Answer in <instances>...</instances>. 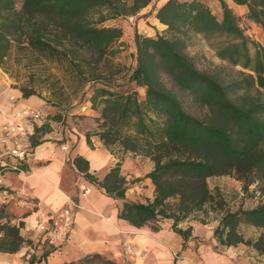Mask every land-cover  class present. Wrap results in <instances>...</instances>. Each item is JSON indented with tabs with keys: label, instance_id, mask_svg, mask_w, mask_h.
Masks as SVG:
<instances>
[{
	"label": "trees",
	"instance_id": "trees-1",
	"mask_svg": "<svg viewBox=\"0 0 264 264\" xmlns=\"http://www.w3.org/2000/svg\"><path fill=\"white\" fill-rule=\"evenodd\" d=\"M232 1L245 5V18L264 32V0ZM150 2L0 0V68L6 69L12 48L17 47L23 51L26 69L57 65L68 75L74 92L90 84L88 99L93 109L99 107L103 143L119 144L154 162L148 173L155 186L152 201H126L118 214L134 226L170 218L173 230L186 238L188 228L176 224L194 212L206 213L214 201L207 178L232 175L245 189L261 182L260 204L225 210L220 216L215 236L223 244H234L242 241L240 224L264 227V46L244 33L223 0H219L220 19L202 0H164L155 6V18L169 35L134 33L135 65L127 84L144 87L143 99L135 89L114 90L102 66L122 31L100 23L136 14ZM191 34L202 37L221 62L238 70L231 75L222 66L198 69L186 51ZM162 77L205 106L206 117L187 112ZM20 92L23 97L35 95L31 90ZM85 177L91 179L88 173ZM117 193L123 195L122 190ZM23 241L18 226L0 221V252H15ZM251 245L264 253L263 237ZM63 264L131 263L90 253Z\"/></svg>",
	"mask_w": 264,
	"mask_h": 264
},
{
	"label": "crops",
	"instance_id": "crops-1",
	"mask_svg": "<svg viewBox=\"0 0 264 264\" xmlns=\"http://www.w3.org/2000/svg\"><path fill=\"white\" fill-rule=\"evenodd\" d=\"M223 1L237 17L246 19L245 5ZM151 14L152 25L166 27L155 18V10ZM8 83L0 68V127L7 113L23 105L40 110L43 119L25 125V172L5 171L0 175L3 186L25 194L22 200L13 198L0 204V221L18 226L24 240L17 251L0 252V264H63L90 253L131 264H264V253L245 242L252 238L251 233L237 230L243 240L234 244L219 241L214 231L221 214L205 222L193 215L179 221L177 228L189 230L186 238L173 230L170 218L137 227L119 217L126 201H152L155 186L148 173L154 167L153 160L119 144L105 145L98 133L100 112L91 107L89 99L62 111L61 120L66 119L62 125L53 118L55 110L45 99L23 97L19 89L10 88ZM225 183L237 188V183L225 179L212 187L222 190ZM81 185L89 192L83 194ZM227 189L234 193L232 188ZM119 190L122 196L117 195ZM66 206L72 211L70 232L62 242L49 245L34 228L36 213H43L48 223ZM238 227L253 231L258 228L244 223Z\"/></svg>",
	"mask_w": 264,
	"mask_h": 264
},
{
	"label": "rangeland",
	"instance_id": "rangeland-1",
	"mask_svg": "<svg viewBox=\"0 0 264 264\" xmlns=\"http://www.w3.org/2000/svg\"><path fill=\"white\" fill-rule=\"evenodd\" d=\"M157 1L160 0H151L146 7L139 10L136 14L122 15L107 19L100 23V26L117 27L122 31L121 37L110 46V52L102 66V70L107 77L106 81L114 90L127 91L135 89L139 99H143L145 88L127 84L128 75L135 65L134 33L137 32L141 35L151 37L157 34L163 36L169 35L166 31V27H162L161 25L155 26L151 23V11L155 10V6L161 3V1ZM202 1L208 5L212 13L220 19L221 7L219 0ZM238 23L247 36L264 46V32L260 27L240 17H238ZM186 51L194 58L195 65L200 70L208 71L215 67L222 66L224 67L225 73L231 75L238 70L237 67L234 68L221 62L207 46L205 40L200 36L190 35L187 41ZM24 62L25 56L23 51L17 47H13L12 55L5 64L6 69L3 70L1 68L9 81V87L19 90H31L35 93L34 96L45 99V102H47L50 107L54 108L55 113H53L52 116L59 124L64 125L66 121L65 118L61 120L62 111H69L76 108L79 104L82 105L91 95L89 83L83 84L79 91L74 92L73 83L69 81L68 75L64 74L57 65H38L32 70H28L23 66ZM162 81L167 87L176 92L187 112L200 118L206 117L208 112L207 108L198 100L180 90L169 78L162 77ZM95 110L98 111L99 107L95 108ZM41 135L40 133L38 134L40 137ZM222 179L233 184L237 183V188H235V185L231 186L230 183H225L226 187L222 190H219L218 187H212L214 183H218L219 180ZM206 184L208 189L211 188L209 191L214 196V201L211 205L209 204V206L206 207V213L198 211L190 214L193 215L194 218L200 219L202 222H205V219L209 220L211 216L215 218V214H222L225 210H233L237 207L247 209L252 206V204L257 206L263 201V196L259 190V186L262 184L261 182L251 183L245 189L242 181L238 180L235 176L225 174L206 179ZM227 187L230 189L232 188L234 193L227 192L229 191ZM237 230L244 232V234L251 233L252 238L245 241L248 245L254 242L252 241L253 239L257 240L260 237L264 239V227H258L254 231L246 229L245 227L244 229L238 227Z\"/></svg>",
	"mask_w": 264,
	"mask_h": 264
},
{
	"label": "built area",
	"instance_id": "built-area-1",
	"mask_svg": "<svg viewBox=\"0 0 264 264\" xmlns=\"http://www.w3.org/2000/svg\"><path fill=\"white\" fill-rule=\"evenodd\" d=\"M43 114L40 110L29 106H20L4 117V122L0 127V175L5 171L25 172L23 163L27 154V143L24 137L27 135L26 124L31 121L42 120ZM66 149L65 145L61 146ZM83 194L89 192L88 188L80 186ZM25 194L21 191L10 190L3 186L0 181V204L10 199H21ZM72 206H76L71 202ZM72 211L70 206L64 207L56 217L48 223L44 220V214L37 212L35 220V230L43 234L45 241L49 245L65 240L70 232Z\"/></svg>",
	"mask_w": 264,
	"mask_h": 264
}]
</instances>
